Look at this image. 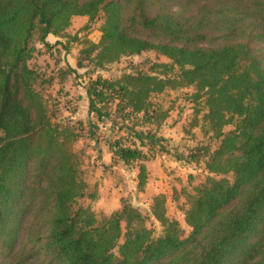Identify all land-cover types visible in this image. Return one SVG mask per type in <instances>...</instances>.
Wrapping results in <instances>:
<instances>
[{"label":"trees","instance_id":"obj_1","mask_svg":"<svg viewBox=\"0 0 264 264\" xmlns=\"http://www.w3.org/2000/svg\"><path fill=\"white\" fill-rule=\"evenodd\" d=\"M76 16L86 28L102 21L79 66L102 70L148 51L169 60L85 85L88 111L112 122L120 136L109 149L138 168L141 189L171 110L153 96L192 89L191 126L210 142L178 158L208 172L186 192L188 236L164 194L150 205L160 234L131 204L99 219L81 203L97 198L76 149L83 124L56 117L40 87L52 78L40 81L31 65L37 44L55 48L51 35L71 50ZM0 264H264V0H0Z\"/></svg>","mask_w":264,"mask_h":264},{"label":"rangeland","instance_id":"obj_2","mask_svg":"<svg viewBox=\"0 0 264 264\" xmlns=\"http://www.w3.org/2000/svg\"><path fill=\"white\" fill-rule=\"evenodd\" d=\"M101 22V19H98L91 23L90 28H86L89 24L87 17H74L69 33L77 35L79 40L72 44L71 50L67 51L63 45L58 44L59 39L66 42L65 39L53 38L50 43L55 45V48L48 51L45 46L37 44L39 53L31 61V65L42 75L40 81L52 78V82L44 83L40 87L43 88L50 109L53 110L54 104H57L56 117L71 120L74 124H83L84 135L76 143V149L80 155L83 178L89 183L90 191H96L97 198H85L81 203L90 205L99 219L121 209L125 203L131 204L146 216L147 226L160 234L162 226L150 215V205L155 195L164 194L167 198L168 216L177 219L185 236H188L191 228L185 222V210L188 205L186 192H193L194 187L205 180L208 172L201 165L187 164L178 158L186 156L189 147L200 142H210L200 124L191 126L195 116L194 103L186 95L190 94L192 89L168 91L153 96L155 103L171 110L160 131V136L166 138L162 143L164 151L157 149L154 156L146 161L150 167V177L146 186L141 189L138 186V168L125 167L122 162L116 161L114 156L112 159L107 152L103 154V149H109L108 140H115L120 134L113 131L112 122H100L88 111L85 85L89 78L96 77L98 73L114 78L124 72H150L153 63L169 60L148 51L123 57L119 62L102 70L94 71L92 66H79L80 49L88 45V40L98 41L101 36ZM68 66L76 71L68 72L62 77L61 72ZM201 117L202 114L199 118ZM213 146L216 147L217 142H213ZM103 161H108V164ZM227 177L233 180L232 175Z\"/></svg>","mask_w":264,"mask_h":264},{"label":"crops","instance_id":"obj_3","mask_svg":"<svg viewBox=\"0 0 264 264\" xmlns=\"http://www.w3.org/2000/svg\"><path fill=\"white\" fill-rule=\"evenodd\" d=\"M53 38H54V39H59V37H56V36L51 35V36L48 37V40H49L50 42H52ZM106 152L110 155V157L112 156L111 158L113 159V156H114L113 152H112L110 149H108V150H106V151L103 149V154L106 153ZM112 159H110V160H112ZM103 162H104L105 164H108V161H103ZM146 164H147V163H146ZM123 166H125V165L123 164ZM125 167H127V166H125ZM147 167H148V170H149V172H150V167L148 166V164H147ZM128 168H129V167H128ZM149 177H150V174H149ZM131 179H132V178H131Z\"/></svg>","mask_w":264,"mask_h":264}]
</instances>
